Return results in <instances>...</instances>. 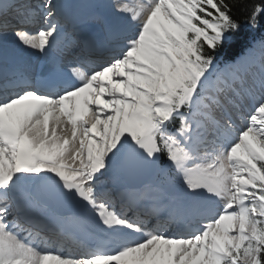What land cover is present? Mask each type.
<instances>
[{
	"label": "snow or ice",
	"instance_id": "6c2138e0",
	"mask_svg": "<svg viewBox=\"0 0 264 264\" xmlns=\"http://www.w3.org/2000/svg\"><path fill=\"white\" fill-rule=\"evenodd\" d=\"M0 264H264V0H0Z\"/></svg>",
	"mask_w": 264,
	"mask_h": 264
},
{
	"label": "bare ground",
	"instance_id": "6f19581e",
	"mask_svg": "<svg viewBox=\"0 0 264 264\" xmlns=\"http://www.w3.org/2000/svg\"><path fill=\"white\" fill-rule=\"evenodd\" d=\"M84 2H86V0H84Z\"/></svg>",
	"mask_w": 264,
	"mask_h": 264
}]
</instances>
